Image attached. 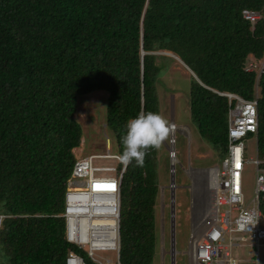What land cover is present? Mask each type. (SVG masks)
Here are the masks:
<instances>
[{
  "label": "trees",
  "instance_id": "trees-1",
  "mask_svg": "<svg viewBox=\"0 0 264 264\" xmlns=\"http://www.w3.org/2000/svg\"><path fill=\"white\" fill-rule=\"evenodd\" d=\"M264 0H0V264H66L64 212L82 128L77 99L105 92L106 127L122 153L126 123L160 114L157 84L177 57L192 76L190 118L218 160L228 154V100H255L264 163ZM246 140V139H245ZM158 150L128 164L120 184L119 263L152 264ZM119 156V155H118ZM264 201L262 202V206ZM264 213V207H262Z\"/></svg>",
  "mask_w": 264,
  "mask_h": 264
},
{
  "label": "built area",
  "instance_id": "built-area-1",
  "mask_svg": "<svg viewBox=\"0 0 264 264\" xmlns=\"http://www.w3.org/2000/svg\"><path fill=\"white\" fill-rule=\"evenodd\" d=\"M241 17L250 23L253 30L256 23L261 19L264 20V10L262 14L244 9L241 11ZM254 69L258 75L264 73V58L257 62L252 55L248 57L246 70ZM215 93L228 100V154L222 160L221 168H215L214 174L209 177L210 189L214 193L213 218L198 240H188L189 261L192 264H240L230 255L231 247L243 245L246 240L252 242L256 250L264 246V243L261 244L264 242V214L260 208V204L264 201V166L262 167L264 163L257 158L250 160L256 166L255 197L251 208L243 207L241 184L245 139L249 134H256L258 127L257 103L255 100L246 101L232 93L217 91ZM181 129L183 128L175 126L174 132L170 134L165 144L170 163L171 192L175 189L173 175L177 163L175 133L182 132ZM118 157V155L75 157L76 161L68 182L64 212L61 215L65 220L66 242L84 250L92 261L97 262L93 259L94 252H116L115 262L105 261L97 264H120V184L126 166ZM109 158L121 165L119 173L115 167L94 165V159ZM220 206L227 208L220 212ZM234 212L237 215L232 219ZM249 218H251L250 223ZM94 219L100 222L94 224L92 222ZM241 225L245 226L241 227ZM226 236L227 244L224 242ZM77 261L79 264H86L82 258L70 252L66 264H76ZM254 264H259L258 258Z\"/></svg>",
  "mask_w": 264,
  "mask_h": 264
},
{
  "label": "rangeland",
  "instance_id": "rangeland-1",
  "mask_svg": "<svg viewBox=\"0 0 264 264\" xmlns=\"http://www.w3.org/2000/svg\"><path fill=\"white\" fill-rule=\"evenodd\" d=\"M156 55L174 58L173 61L157 60L158 64L163 62L168 66L157 84L160 115L170 124L174 123L175 126L183 129L180 130L182 134L175 133L177 163L173 175L175 184L173 192L169 189L170 165H164L165 162L167 164L169 162V160L166 161L168 155L165 147L168 139L162 143L158 155L160 159L158 193L161 195H158L155 206L156 246L152 264H191L188 240H198L213 218V197L208 193L210 189L208 176L211 177L214 174L216 167L221 168V161L200 138L191 121L189 83L192 75L190 71L171 53L158 52ZM106 100L107 94L100 91L77 99L74 117L82 128V138L78 149L73 150L76 158L121 154L113 133L105 124ZM245 148L241 180L242 198L243 207L250 208L255 197L256 166L250 162L256 157L255 138L246 139ZM93 162L95 166L100 167H115L117 164L116 160L110 158L94 159ZM162 205L164 206V222L160 215ZM226 208L227 206H220L219 211ZM236 215L237 213H234L232 219ZM224 242L228 243L227 236ZM229 251L235 260L245 261L243 264H254L257 256L256 248L248 242L231 247ZM258 257L259 264H264V246H260ZM93 259L101 263L115 262L117 254L114 251H97L94 252Z\"/></svg>",
  "mask_w": 264,
  "mask_h": 264
},
{
  "label": "clouds",
  "instance_id": "clouds-1",
  "mask_svg": "<svg viewBox=\"0 0 264 264\" xmlns=\"http://www.w3.org/2000/svg\"><path fill=\"white\" fill-rule=\"evenodd\" d=\"M126 129V134L121 137L123 151L118 158L125 166L134 160L136 166L143 167L148 150L159 149L174 132L175 125L157 112L141 110L135 118L127 121Z\"/></svg>",
  "mask_w": 264,
  "mask_h": 264
},
{
  "label": "crops",
  "instance_id": "crops-1",
  "mask_svg": "<svg viewBox=\"0 0 264 264\" xmlns=\"http://www.w3.org/2000/svg\"><path fill=\"white\" fill-rule=\"evenodd\" d=\"M172 122H173V121H172ZM180 134H181V133H180ZM253 138H255V136H253ZM246 139H248V138H246ZM255 144H256V138H255ZM165 147H166V145H165ZM76 149H78V148H75V150H76ZM160 150H161V147H160L159 150H158V155H159V151H160ZM166 152H167V149H166ZM245 153H246V148L244 149V155H245ZM256 158L258 159V157H257V149H256V157H255V159H256ZM224 159H225V158H224ZM167 160H169V159H166V161H167ZM251 160H252V159H251ZM258 160H259V159H258ZM259 161H260V160H259ZM221 163H222V160H221V162H220V165H221ZM159 164H160V159L158 158V170H157V173H158V181H157V182H158V186H159V170H160V168H159ZM164 165H166V166L168 165V166H169L170 163L168 162V164H167V163L165 162ZM263 166H264V165H262V167H263ZM126 167H127V166H126ZM115 168H116L117 173H119L122 167H121V165H120L119 163H117L116 166H115ZM216 168H219V167H216ZM125 169H126V168H125ZM124 172H125V170H124ZM123 174H124V173H123ZM208 177H210V175H209ZM208 177H207V178H208ZM208 180H209V182L211 183V180H210V179H208ZM208 187H211V185H210V186L208 185ZM208 187H207V190H208ZM158 192H159V187H158ZM211 192H212V193H211ZM208 193L213 197V201H214V193H213V191L209 189ZM158 195H161V194L158 193ZM158 195H157V198H156V203H157V200H158ZM206 195H207V194H206ZM162 199H163V197H162ZM252 201H253V200H252ZM251 204H252V202H251ZM155 206H156V204H155ZM251 207H252V205H251ZM251 207H250V208H251ZM262 207H264V205L262 206V203H261V204H260V208H261V210H262ZM162 208H163V209H162V213H161L160 215H161V220L164 222V219H163V215H164V214H163L164 206H163V205H162ZM262 212H263V211H262ZM234 213H236V212H234ZM234 213H233V214H234ZM233 214H232V215H233ZM263 214H264V213H263ZM155 217H156V216H155V214H154V224H155ZM163 222H162V223H163ZM155 234H156V224H155ZM239 236H240V235H239ZM247 242H248L249 244H251V245L254 247V245H253L249 240H246V241L243 243V245H244L245 243H247ZM258 250H259V249H258ZM258 250H256V251H257V256H256L254 262L256 261L257 258H258V261L260 262V259H259V257H258ZM237 261H238L240 264H243V263L245 262V261H242V260H240V259L237 260ZM191 264H192V263H191Z\"/></svg>",
  "mask_w": 264,
  "mask_h": 264
},
{
  "label": "bare ground",
  "instance_id": "bare-ground-1",
  "mask_svg": "<svg viewBox=\"0 0 264 264\" xmlns=\"http://www.w3.org/2000/svg\"><path fill=\"white\" fill-rule=\"evenodd\" d=\"M92 222H93L94 224H96V223H98V222H100V221L97 220V219H94ZM76 264H79V262L77 261Z\"/></svg>",
  "mask_w": 264,
  "mask_h": 264
},
{
  "label": "water",
  "instance_id": "water-1",
  "mask_svg": "<svg viewBox=\"0 0 264 264\" xmlns=\"http://www.w3.org/2000/svg\"><path fill=\"white\" fill-rule=\"evenodd\" d=\"M182 63V62H181ZM186 69H187V67L186 66H184ZM189 70V69H188ZM190 71V70H189ZM191 73V72H190ZM191 75H192V73H191Z\"/></svg>",
  "mask_w": 264,
  "mask_h": 264
},
{
  "label": "snow or ice",
  "instance_id": "snow-or-ice-1",
  "mask_svg": "<svg viewBox=\"0 0 264 264\" xmlns=\"http://www.w3.org/2000/svg\"><path fill=\"white\" fill-rule=\"evenodd\" d=\"M237 166H239V165H237Z\"/></svg>",
  "mask_w": 264,
  "mask_h": 264
}]
</instances>
